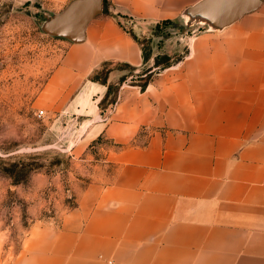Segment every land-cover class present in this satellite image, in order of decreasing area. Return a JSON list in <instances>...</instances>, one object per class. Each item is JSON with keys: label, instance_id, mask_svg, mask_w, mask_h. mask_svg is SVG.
I'll use <instances>...</instances> for the list:
<instances>
[{"label": "crops", "instance_id": "1", "mask_svg": "<svg viewBox=\"0 0 264 264\" xmlns=\"http://www.w3.org/2000/svg\"><path fill=\"white\" fill-rule=\"evenodd\" d=\"M43 1L58 12L70 0ZM196 1L107 0L148 23ZM66 43L46 91L84 116L79 153L111 142L114 170L58 220L33 221L0 264H264V0L222 32L188 34V54L144 91L120 84L106 119V85L88 75L106 61L140 65V46L104 13Z\"/></svg>", "mask_w": 264, "mask_h": 264}, {"label": "rangeland", "instance_id": "2", "mask_svg": "<svg viewBox=\"0 0 264 264\" xmlns=\"http://www.w3.org/2000/svg\"><path fill=\"white\" fill-rule=\"evenodd\" d=\"M53 12L43 0H0V252L8 257L16 253L33 221L58 220L75 205L79 191L93 181L109 183L114 170L104 154L111 142L97 136L79 153L84 116L68 108V102L57 106L56 93L46 91L68 45L40 29L44 16ZM134 30L144 43L151 32L144 23ZM177 50L172 57L183 46ZM143 68L131 71L112 62L99 72L103 78L109 69L107 79L113 78L100 108L102 119L107 118L119 78L128 75L124 83L140 84L143 77L137 76Z\"/></svg>", "mask_w": 264, "mask_h": 264}, {"label": "water", "instance_id": "3", "mask_svg": "<svg viewBox=\"0 0 264 264\" xmlns=\"http://www.w3.org/2000/svg\"><path fill=\"white\" fill-rule=\"evenodd\" d=\"M262 0H197L181 12L179 29L202 25L210 32H222L242 16L259 8ZM102 13V0H70L60 11L44 16L40 29L70 43L85 39L86 26Z\"/></svg>", "mask_w": 264, "mask_h": 264}, {"label": "trees", "instance_id": "4", "mask_svg": "<svg viewBox=\"0 0 264 264\" xmlns=\"http://www.w3.org/2000/svg\"><path fill=\"white\" fill-rule=\"evenodd\" d=\"M111 4L107 2V0H102V13L105 15H109L112 18L116 20V22L126 31L140 46L141 50V66H145L143 68L142 72L138 74L137 77L142 78L141 83L137 84L132 82L131 84L138 85L140 87L141 91H144L145 88L148 86L154 75L159 73L160 71L176 64L180 60H182L187 54H188V47L185 43V37L188 34H192L195 31L200 30H206V28L202 25H194V26H188L186 27L185 31L182 32L178 24L181 23V21L178 18L175 19H162L155 22H144L143 20H138L134 18L133 16L122 13L121 11H112L110 10ZM130 23L129 26H126L125 23ZM139 23L149 24L151 28V32L149 36L145 37V43L143 40H140L137 36L134 25H138ZM195 30V31H193ZM183 46V51H180L177 55V57H172V53H175L178 51V47ZM109 63H112L111 61L103 62L98 68L94 69L89 75L88 79L96 82H100L104 85H106V92L103 98L98 102L99 110L102 106L103 101L106 99V97L109 95V91L111 89V83L108 82L107 74L109 72V69L107 70V73L105 77L101 78L99 76V72L105 68V66ZM120 64H123L125 67L131 69V71H134L137 69L138 66H133L126 62H117ZM158 71H156V69ZM132 76V73L129 74ZM128 75L122 76L119 78L118 84H117V91L114 94V97L109 101L110 106L113 105V103L116 101V95L118 92L119 85L124 83L125 79ZM133 77V76H132ZM133 81V80H131ZM100 113H104L103 109L100 110ZM35 156V155H31ZM14 169L18 165L13 164ZM32 165V164H30ZM27 167L26 164L21 165V170H25ZM38 167V166H37ZM36 168V167H35Z\"/></svg>", "mask_w": 264, "mask_h": 264}]
</instances>
